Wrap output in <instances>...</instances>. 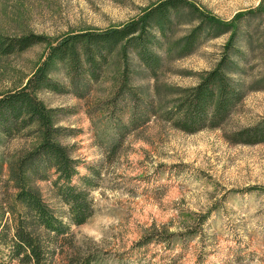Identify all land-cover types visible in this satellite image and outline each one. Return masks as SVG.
<instances>
[{
    "label": "rangeland",
    "instance_id": "1",
    "mask_svg": "<svg viewBox=\"0 0 264 264\" xmlns=\"http://www.w3.org/2000/svg\"><path fill=\"white\" fill-rule=\"evenodd\" d=\"M161 1L0 0V43L28 33L55 43L70 34L104 32L141 19ZM186 1L199 15L180 5L170 12L163 36L159 27L149 28L148 48L159 59L156 75L135 50L119 46L84 96L73 92L67 67L56 64L49 75L66 91L36 92L47 108L57 110L54 123L62 129L55 139L78 162L70 184L97 172L88 193L91 214L81 225L68 219L54 168L45 180L26 172L28 185L69 225L66 234L49 235L52 245L42 228L36 230L51 253L48 264H75L87 255L92 264H264V142L232 141L235 131L264 120V0ZM211 18L217 22L212 28ZM200 23L198 39L186 46ZM226 51L229 62L223 67L232 87L243 90L241 99L218 128L186 133L175 127L177 115L163 114L217 69ZM47 52L48 45L38 43L0 54V97L22 88ZM123 78L139 100L122 98ZM145 104L153 110L145 113ZM134 111H143L146 119L130 126ZM117 124L128 127L120 140ZM34 128L0 134V225H7L9 237L21 211L9 170L40 142L30 134ZM1 262L17 264L9 263L2 241Z\"/></svg>",
    "mask_w": 264,
    "mask_h": 264
},
{
    "label": "trees",
    "instance_id": "2",
    "mask_svg": "<svg viewBox=\"0 0 264 264\" xmlns=\"http://www.w3.org/2000/svg\"><path fill=\"white\" fill-rule=\"evenodd\" d=\"M180 5L189 6L198 15L200 13L186 0H163L150 7L141 19L104 32L70 34L55 43L41 34L28 33L20 37L8 38L0 43V54L22 52L38 43L48 45L45 60L27 79L25 85L0 97V134L7 137L35 126L30 134L36 133L40 139L34 149L10 166L9 177L17 189L14 200L15 204L18 203L21 206V211L18 213L11 237L5 232L7 225H0V241L9 248V263L15 260L17 264H48L47 257L50 259L51 253L46 249L47 246L40 238V234L39 236L36 234V230L42 228L47 235V242L50 243L47 244L52 245L54 238L49 236L50 234L63 235L69 229V225L64 223L60 216L56 215L42 200L40 194L28 185L26 172L34 178L45 180L47 177L45 172L49 168L55 169L58 178L54 184L58 195L64 203L69 205L68 219L72 224H83L91 214L88 193L96 185L92 177L97 175V172L93 171L80 176L78 185L70 184L72 177L78 173L76 170L78 162L71 158L68 148L55 139L61 134L62 129L54 123L57 110L47 108L36 95L39 89L55 93L66 91L65 86L49 75L52 67L55 64L67 67L73 92L79 97L85 95L89 82L98 78L108 56L119 46L123 52L127 48L135 50L148 72L156 75L159 70V59L148 48L149 28L150 26L159 27L160 34L163 36L164 28L169 22L170 12ZM215 24L217 22L211 18L210 28ZM202 25L203 23L197 25L187 36L186 46L195 43ZM228 27L230 24L223 26L221 32H225ZM232 39L233 36H231ZM230 43L226 45L227 49L231 48ZM223 57L222 64L217 69L208 71L204 80L186 95L184 101L176 106L173 112L163 114L167 119H174L177 115L174 120L175 127L186 133H194L205 128H218L226 121L233 107L241 99L243 90L238 86L232 87L223 67V61L224 63L229 62L227 51ZM126 66L127 64H125L123 75L128 73ZM126 85L127 78H123L119 88L122 98L139 100L137 94ZM151 110H153L152 105L149 104L148 108L145 104L143 111L147 113L146 111ZM143 111L139 115L136 111L133 112L130 126L137 125L141 119H143L142 122L145 121L146 114ZM127 128L124 125H116L117 139L122 138ZM233 137L234 143L250 145L264 142V120L235 131ZM1 173L2 165L0 164ZM61 181L63 183L59 184ZM8 211L13 213L14 206H10ZM145 242L148 241L143 243ZM93 259L92 256L87 255L77 259L75 264H92ZM0 264L6 263L1 262Z\"/></svg>",
    "mask_w": 264,
    "mask_h": 264
}]
</instances>
